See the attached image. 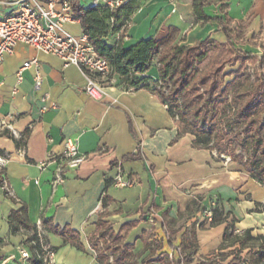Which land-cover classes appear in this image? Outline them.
<instances>
[{"label":"crops","instance_id":"obj_1","mask_svg":"<svg viewBox=\"0 0 264 264\" xmlns=\"http://www.w3.org/2000/svg\"><path fill=\"white\" fill-rule=\"evenodd\" d=\"M95 1L80 3L88 7ZM13 10L0 5V13ZM204 11L209 19L197 17L194 0H141L131 15L124 46L169 34L185 46L212 40L216 49L192 72L189 84L193 86L198 85V73L210 62L216 64L232 45L252 56L257 53L256 42L264 41V0H207ZM66 27L75 34L83 31L78 20L67 22ZM117 42L115 34L107 38L110 45ZM33 57L38 64L25 69L19 80V67ZM242 63V58H233L226 70ZM37 70L43 77L39 89L34 85ZM147 75L159 78L158 59ZM232 78L227 76L226 81ZM85 85L77 65L64 66L58 55L26 43H19L0 63V152L10 156L4 173L14 193L9 194L0 182V260L17 252L28 237V229H14L10 221L11 211L23 206L37 227L49 218L80 232L84 250L46 230L48 243L56 248L53 264H99L90 236L101 216L140 262L150 253L145 247L148 242L156 249L151 259H164L153 264H168V259L180 255L186 227H181L183 220L176 223L174 229L179 230L171 246L163 222L177 219L196 196L203 207L222 199L237 232L251 229L253 235L264 234V185L238 162L196 146L193 127L169 112L155 85L128 90L115 83L99 98L91 96ZM27 129L26 144L18 146L12 134L19 138ZM67 139L76 140L87 158L80 166L66 169L64 180L55 183L56 158L64 152ZM139 144L140 156L126 158L137 152ZM119 174L136 178V184L117 186ZM226 225L197 223L199 250L189 264L219 248Z\"/></svg>","mask_w":264,"mask_h":264},{"label":"trees","instance_id":"obj_2","mask_svg":"<svg viewBox=\"0 0 264 264\" xmlns=\"http://www.w3.org/2000/svg\"><path fill=\"white\" fill-rule=\"evenodd\" d=\"M68 1L75 20L80 22L95 49L113 66L115 83L128 90L155 85L169 112L193 127L196 146L216 150L219 155L231 156V160L241 164L264 185V54L253 75L245 64V60L252 54L232 45L216 64L210 62L198 73V85L193 86L189 84L192 72L208 57L211 49H216L212 40L206 39L195 45L185 46L179 45L174 41L173 34H169L159 40L143 38L125 47V29L118 42L110 45L107 38L121 31L122 24L131 19L141 0H127L116 9H111L103 2L86 7L80 0ZM206 2L207 0H194V11L199 19L210 18L204 11ZM113 18L114 24L111 22ZM225 31L230 39L227 27ZM238 57L243 59V63L237 69L226 70V65L233 63V58ZM156 59L159 78L153 79L147 72ZM227 76L233 78L226 81ZM5 132L9 133L7 130ZM29 132L30 129H27L19 138L12 134L18 146L26 144ZM140 154L141 144L137 152L126 158ZM4 178L2 170L0 182ZM201 200L200 196L194 197L186 209L179 212L177 219L164 220L162 227L171 246L173 236L179 230L174 229L176 223L183 220L181 227H186L181 235L180 255L175 260L168 259V264H189L198 253L197 223L206 208L202 206ZM103 203L107 204L106 196ZM211 211V226L227 222L223 242L217 250L202 256L197 264H264V234L253 235L251 229L237 232L235 221L228 220L229 213L220 198L211 205ZM189 220H192L190 226L187 225ZM10 221L14 229L23 226L29 230L23 244L30 251L28 264H46L40 253L41 239L48 243L46 230L61 235L65 242H70L78 249H85L78 230L69 225H56L49 218L41 222V237L38 227L26 216L25 206L13 209ZM90 244L96 251L99 264H153V261L164 260L162 257L151 259L156 249L147 242L145 247L150 249V253L140 262L139 255L132 247L124 245L123 238L102 216L97 230L90 236ZM52 248L56 250L54 246Z\"/></svg>","mask_w":264,"mask_h":264},{"label":"built area","instance_id":"obj_3","mask_svg":"<svg viewBox=\"0 0 264 264\" xmlns=\"http://www.w3.org/2000/svg\"><path fill=\"white\" fill-rule=\"evenodd\" d=\"M111 9H116L126 3L127 0H102ZM98 0L95 1V4ZM4 7H14L13 11L0 13V63L6 53H13L19 43H26L38 50L58 55L64 66L77 65L86 78V91L93 97H102L105 88L116 82L114 68L109 61L101 56L89 40L87 33L82 31L75 34L69 31L66 23L74 21L71 3L68 0L58 2L56 0H0ZM112 24L115 19H112ZM131 24V19L126 20L121 31L115 35L119 40L125 29ZM124 38L127 34H124ZM38 64V58L33 57L23 62L18 69V79H22L23 71ZM35 88L42 85L43 77L39 70L35 74ZM133 90V89H130ZM227 161L231 156L221 154ZM87 158L78 148L76 140L67 139L64 152L59 155L58 168L55 173V183L64 180V171L68 168L80 166ZM10 156L0 152V171L5 169ZM136 178L132 176L123 177L121 174L115 179L117 186H131L136 184ZM3 187L9 194L14 195L10 189L7 179H3ZM204 219L199 220L198 225L204 226L210 222L211 206H206ZM41 234V224L38 225ZM55 252L49 243L41 239L40 253L46 264H53ZM30 251L25 246H20L17 252H13L0 260V264H28Z\"/></svg>","mask_w":264,"mask_h":264},{"label":"rangeland","instance_id":"obj_4","mask_svg":"<svg viewBox=\"0 0 264 264\" xmlns=\"http://www.w3.org/2000/svg\"><path fill=\"white\" fill-rule=\"evenodd\" d=\"M256 44L257 45L259 44L257 48V53L251 58H248L246 62V67L250 69L253 75L256 73V70L258 68V62H259L260 57L264 54V41L256 42Z\"/></svg>","mask_w":264,"mask_h":264}]
</instances>
